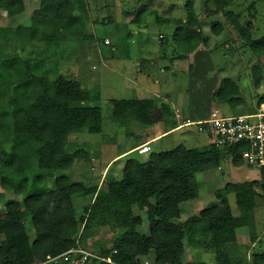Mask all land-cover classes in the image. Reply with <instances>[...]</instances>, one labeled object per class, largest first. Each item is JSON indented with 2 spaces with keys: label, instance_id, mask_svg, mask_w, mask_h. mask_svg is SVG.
Masks as SVG:
<instances>
[{
  "label": "trees",
  "instance_id": "trees-1",
  "mask_svg": "<svg viewBox=\"0 0 264 264\" xmlns=\"http://www.w3.org/2000/svg\"><path fill=\"white\" fill-rule=\"evenodd\" d=\"M10 1L0 0V10L8 12ZM39 1L38 17L42 31L39 30L37 42L47 47L58 43L62 37L83 33L88 20L86 0ZM231 4L232 0H206V10L215 14ZM184 12L185 22L172 36V42L183 53L182 58L208 44L191 2L185 4ZM232 13L225 12L224 15L246 44L253 45L250 30L238 22V14ZM222 29L221 24H216L211 30L220 34ZM33 32L36 31L32 27H0V61L13 62L17 58L13 45L9 53H3L1 40L30 45L35 40ZM83 39L89 40L92 36ZM251 81L254 88L264 85L261 65H252ZM37 84V90L17 91L12 97V130L16 140L8 155L9 171L3 172L0 178L1 188L23 197L22 205L31 215L34 238L30 241L25 230V210L21 211L17 202L8 203L6 213L0 217V264H32L48 255L60 254L73 247L78 236L85 245L81 228L86 231L91 227L112 226L129 220L133 216V207L147 209L150 235L128 231L119 240L116 254L101 252L115 263L128 264L126 256L131 260L153 252L155 264H183L186 236L192 237L194 243L197 238V243L213 250L217 264H242L238 257L232 258L231 249L236 247V230L239 228H247L250 240H255L253 210L258 199L264 200V168L259 170L260 180L226 184L224 193L234 195L239 212L232 217L229 227H225L222 221L229 203L219 192L215 193L220 203L218 206L190 217L182 226L173 221L180 217V204L198 196L196 174L218 168L224 158L231 160L234 166H242L239 149L220 154L211 145L187 148L180 144L152 153L142 161L127 159L121 179L115 180L107 175L100 187H87L61 174L53 178L52 187L46 188L41 185L45 173L70 169L76 159L84 157L79 156L80 151L66 150L68 136L82 131L101 133L103 118L100 107L93 104L100 98L98 89H85L77 80L61 75L52 85V95L46 94L40 83ZM239 94L235 82L223 79L212 93V101L235 108L243 104ZM262 104L264 94L258 98L255 110ZM152 114H156V106L151 100L111 101L113 122L124 123L130 119L147 126L155 121L156 115L152 117ZM32 162L36 164L34 168ZM77 194L92 197L87 214L79 218L72 204V196ZM135 221L140 223L139 218ZM251 264H264V252L254 253Z\"/></svg>",
  "mask_w": 264,
  "mask_h": 264
},
{
  "label": "rangeland",
  "instance_id": "rangeland-1",
  "mask_svg": "<svg viewBox=\"0 0 264 264\" xmlns=\"http://www.w3.org/2000/svg\"><path fill=\"white\" fill-rule=\"evenodd\" d=\"M88 3V20L86 21L83 33L78 36H65L50 46H44L43 43L37 42L39 30L42 26L39 21V11L35 2H29L22 12V2L20 0H11L9 10L5 14H0V27H32L36 32L32 33L35 39L34 43L28 45L25 42L11 44L10 41L1 40L3 53L7 54L14 47L17 58L13 62L0 61V178L3 172H8V155L11 152V146L16 140V136L12 130V97L17 91H35L40 83L41 89L48 95H52V85L59 75L67 79L77 80L81 86L88 90L98 89L100 98L93 104L99 106L102 111V132L99 135L90 134L86 131L69 135L65 148L69 152H79L80 157L76 159L73 166L65 171H56L53 174H44V181L41 185L50 188L53 186V178L55 176L66 174L73 181L81 182L85 186H101L99 175L87 171H77L73 168L87 166L91 164V159L104 160L107 156L110 158L123 149H128L137 139L144 138L145 135L156 136L169 129L173 118L178 122L184 123L188 119L187 101L191 100V108H195L191 113L193 119L198 120L207 116L211 109L217 108L225 116L243 115L249 111L256 109L258 98L264 94V85L260 88H254L251 81V67L253 64H259L264 71V0H232V4L227 6L215 15L206 10V0H193L194 11L199 20L201 29L208 34L207 46H200L201 50L211 55V62L214 69L205 71L203 77H210V89H214L215 83L220 82L223 78L236 80L239 88V97L242 98L243 104L235 108H230L225 103H216L211 100L210 91L204 85L206 81L200 77L190 79L188 74V63L186 61H177L170 59L169 55H174V45L171 40L174 32L175 20L179 18H171L173 14L163 13L166 4H181L182 17L185 19V4L190 0H86ZM127 1V2H125ZM159 9V10H158ZM129 12H131L129 14ZM225 12L237 13L240 16L238 21L247 22L248 29L251 33L253 45H247L241 38L240 34L234 30L231 20L226 17ZM128 14V15H127ZM162 19V22L156 23ZM11 15H20L24 20H12ZM159 18V19H158ZM134 21V22H133ZM165 22V23H164ZM216 24H223L220 34H215L211 29ZM11 25V26H10ZM17 25V26H16ZM139 33L136 34L135 28L139 27ZM177 26V25H176ZM162 35H161V34ZM84 36H92V39L85 40ZM109 40L110 44L104 45V40ZM134 41L139 43V48L143 49V45L165 46L168 45L161 53L168 55V58H156L153 61V69L168 67L170 69L157 74L152 79L160 81L158 88L163 96L157 97L156 102L164 103L171 109L169 112L162 110L156 112V118L151 125H142L130 119H126L124 123L113 122L111 119V101L131 99L135 96L134 87L127 82L126 78H120L117 75L118 65L130 66L133 71L129 76L133 77L134 71L139 67L138 62L131 60H123V58L115 59L112 57L113 51L124 48V44ZM253 46V48H252ZM101 48V49H100ZM178 53H181L178 50ZM163 55V54H160ZM185 66V69H184ZM127 75V76H128ZM198 79V80H197ZM193 83L191 86L190 84ZM198 82H196V81ZM212 81V83H211ZM202 83L204 84L202 86ZM189 86L192 91H189ZM162 89V90H161ZM186 93L191 94L185 99ZM185 99V100H184ZM184 106L177 113L172 112L173 103ZM190 103V101H189ZM179 114V117H176ZM168 125V126H167ZM184 145L187 148H201L208 145L207 139L197 131V126L190 125L181 128L178 131L170 132L159 138V141L152 144L153 150L146 154L143 158H147L152 153L166 151L177 145ZM113 146V147H112ZM79 164V165H78ZM32 167L36 166L35 162L31 163ZM78 165V166H76ZM83 167V169L85 168ZM93 169L95 167H92ZM246 174L251 180L260 179L259 169L254 167L234 166L228 158H224L219 167L209 171L196 174L198 198H204L205 204H198L196 200L182 203L183 211L178 219L173 222L182 226L183 222L192 216H198L200 208H204L217 202L216 192L228 199L231 210H235L236 203L233 194L225 196L223 192L227 183H235L244 181ZM114 179V176H110ZM104 184V183H102ZM217 198V199H216ZM10 202H17L20 210L24 211L22 205L23 197L16 195L13 191H8L0 187V217L6 213L5 206ZM92 197L83 196L81 194L72 196V204L76 217H82L87 214L91 205ZM258 208L256 214L262 211L264 214V200L258 199ZM133 216L131 219L116 223L115 225L95 226L89 230H80L84 244L91 249L112 254L117 248L119 240L128 231H135L138 234L150 235V224L147 219V209L139 210L133 207ZM227 210L222 218L225 227L231 225L233 212ZM25 212V230L29 236V240L34 238V229L30 221L31 215ZM254 216V212H253ZM136 218L140 219V223H136ZM257 234H262L258 245L255 247L259 253L264 252V217L256 218ZM81 227V226H80ZM255 233V234H256ZM239 241L243 243L247 241L249 230L247 228L238 229ZM1 238H4L2 235ZM193 242L192 237L184 238V254L182 256L183 264H217L213 250L206 249L200 242ZM249 246V244L247 245ZM231 256L238 257L244 264H251L254 253L247 252L242 254L236 245L231 249ZM241 253L242 256L239 254ZM246 253V252H245ZM249 255V256H248ZM153 252L143 257H135L130 260L126 256L125 262L128 264H154Z\"/></svg>",
  "mask_w": 264,
  "mask_h": 264
},
{
  "label": "crops",
  "instance_id": "crops-1",
  "mask_svg": "<svg viewBox=\"0 0 264 264\" xmlns=\"http://www.w3.org/2000/svg\"><path fill=\"white\" fill-rule=\"evenodd\" d=\"M20 1L22 2V7H23L21 13H24L25 8L29 4V2H33V1L35 2L34 4H36L37 10H39V4H40L39 0H20ZM174 1L177 2L176 0H174ZM190 1H191V3H193V0H190ZM125 2H127V1H125ZM172 2H173V0H172ZM180 3H178V4L177 3L176 4L171 3L169 6H167V4H166V9L163 11L164 14L165 13L173 14V17H170V18H167V19L179 18V20H175L174 24L172 23V26H174V28H175L174 31L177 29V27L180 24L185 22V19H181L182 11H181V4ZM193 7H194V5H193ZM5 13H6V11L0 10V14L3 15ZM130 13L131 12H129V14ZM195 13H196V10H195ZM159 15L160 14H157V16L155 17L156 21H157V17H159ZM235 15H237V13H235ZM20 17H21L20 15H11L9 18H10V21L15 20V19L16 20L20 19V21H22V20L25 19V18H20ZM159 22H162V19L158 20L156 23L158 24ZM241 22L243 23V25L248 26L247 22H244L242 20H241ZM221 25H222V27H224L223 24H221ZM2 27H6V26H2ZM135 29H136L135 30L136 34H138L139 33L138 30L140 29V26L135 28ZM222 30H224V29H222ZM202 32L208 38V34H206L203 30H202ZM171 40H172V38H171ZM124 45L125 46H124V48L121 49V51L118 50V49L115 50L114 48H112L111 49V51H113L112 57L114 56L113 58L118 59V54L117 53L122 52L121 54L119 53V59L123 58V60H127L129 62H131V60H135V61H137V64H138V62H141V63L138 64L139 67L137 68V70L134 71L133 77H131V76L128 75V74H131L133 72L131 70L130 66H128V65L127 66L118 65L119 61L116 60L117 61L116 65H117V68H118L117 75L120 78L121 77L123 79L126 78L125 80L127 82H129L133 87L135 86L133 88L134 89V91H133L134 95L133 96H135V97H133V98H136V99H139V100H151V101H153L155 103V106H156V112H158V111L161 112L162 110H164L166 112L167 111L169 112L171 109L169 108V106L167 104H164V103H160L159 104L158 102H156L155 99L158 96L159 97L163 96V94H161V91L158 88V86L160 84V81L157 80L158 78L155 79V80L152 79V78H154L157 74L162 73L163 71H166V70L170 71V69L168 67H164V69L158 68V69L154 70L153 67H148L150 65H153V61L156 60V58H162V57L165 58L164 57L165 54L161 53V51H163L166 47H168V45H165L164 47L163 46L158 47V46L155 45V46H151V48H150L149 47L150 44H149L147 46L143 45V47H144L143 49L139 48V46H138L139 43H134V41H132V43L128 42L127 44H124ZM173 45H174V43H173ZM103 46L105 48H109V47H106L105 45H103ZM173 53H174V55H169V56H172V57H170V59L177 60V61H186L188 63V74L190 75V79L191 80L194 81V78H196V77L200 78L201 77L203 79V81L207 82V85H204L202 83V86L204 85V87L207 88V91L211 90L210 94H211V100H212V93L216 90V88L218 87L220 82L215 83V87L212 90V89H210V84H209L210 80L208 79L210 77H203L202 76V75H204L206 70L208 72L209 71L214 72V69H213V66H212V62H211V55L208 52H205L204 50H201L200 46L193 53H191L189 55H186L184 58L181 57L183 53H178V49L176 48L175 45H174ZM160 54H163V55H160ZM165 56H166V59H167L168 55H165ZM201 66L202 67L205 66V67L202 68V69H205V71H203V73L201 72L202 69H200ZM184 69H185V66H184ZM223 79H230V78H223ZM223 79H221V80H223ZM191 80H190V84L192 86L193 83H191ZM230 80H232L233 82H235L238 85L236 80H233V79H230ZM196 82H198V81H196ZM211 83H212V81H211ZM238 87H239V85H238ZM188 90L192 91L190 86H189ZM239 92H240V88H239ZM188 96H191V94L186 93L184 95L185 99H187ZM133 98H131V99H133ZM190 98L191 97H189L190 103H189V101H187V105H186L187 107L189 106V109H188V112H187V114H188V118L187 119L188 120H195L191 116V113L194 112L195 108L194 109L191 108L192 106H191ZM183 106H184L183 102H182L181 105H178V103H173L172 112L177 110L175 112V113H177L179 110L182 109ZM261 107H264V104H262L259 108H261ZM181 125H182V123L178 122L176 118H173L169 129L166 130L165 132H163L161 134H158L156 136L145 135L144 138L137 139L136 141H134V143H132L130 148L123 149V150L119 151L118 153H116L115 155H112L110 158L107 156L102 161H99V159H96V160L95 159H91V161H92L91 164H88L87 166L84 165L85 166L84 169H83L84 166H80L78 168H73V169H75L77 171H81V172L82 171H87V172H91L92 171V173L95 174L94 176L99 175L101 177V180H103L105 178V176H107V175H109V176L113 175L115 180H119L122 177V169H123L125 161L127 159L135 158V159H138V160H141V161L145 160L143 158L146 156V154L139 155L135 151V148H137L141 144L149 143L150 149L152 151L153 150L152 144L156 143L157 141H159L160 137H162L163 135H165L167 133H170V132L172 133V132L180 130L183 127H186V126H181ZM173 126H176V127L172 128ZM101 132H102V130H101ZM99 134H101V133H99ZM99 134H96V135H99ZM70 135H74V134H70ZM151 151H150V153H151ZM160 152H162V151H160ZM160 152H158V153H160ZM86 156H88V155L87 154L84 155V157H86ZM229 161L231 163V160H229ZM78 165H76V166H78ZM92 167H95V168L93 169ZM242 167L250 168V167H248V166H246L244 164L242 165ZM242 178H244V181H242V182L260 180V179L251 180L248 174H246L244 177L242 176ZM102 183H100L99 185H102ZM235 183H241V182H235ZM223 192H224V190H223ZM225 196H226V194H225ZM198 197L193 199V200L197 199L196 202H197L198 205L196 207H198L200 205V203H202L203 205L205 204V199L202 198V197L201 198H198ZM226 198H227V196H226ZM219 204H220L219 200L217 199V202H215V203H213L211 205H208V206H206L204 208H200V211H203L205 209H209V208L218 206ZM182 206L183 205L180 204V211H181L180 212V216H181V213L183 211ZM257 208H258V203L254 207V210H253V212H254V226L256 228V232H257L256 218H260V217L263 218L264 217V214H262L263 211L260 214H258V215L256 214ZM228 210L232 211L230 206H229ZM232 212L234 214L233 216H237L238 213H239L237 208H235V210H233ZM239 229H241V228H239ZM261 235L262 234H257L256 233L255 234V240L253 242L250 240V237H248L247 241H245L243 243H240L241 241H239V234H238V229H237L236 230V245L238 246V249L240 250V252L242 254H245V255L247 254V252H251V251H253L252 253H259L258 251H256V248H257L256 246L258 245L259 240L262 238ZM248 244H249V246H247ZM241 253H239V254L242 256ZM140 257L145 258L146 256H140ZM241 263L244 264L243 262H241Z\"/></svg>",
  "mask_w": 264,
  "mask_h": 264
},
{
  "label": "built area",
  "instance_id": "built-area-1",
  "mask_svg": "<svg viewBox=\"0 0 264 264\" xmlns=\"http://www.w3.org/2000/svg\"><path fill=\"white\" fill-rule=\"evenodd\" d=\"M109 44V40L105 39L104 45ZM190 125L197 126V131L204 135L208 145L215 147L220 154H228L232 149H239L244 165L259 170L264 168V107L253 113L236 116H225L214 108L202 119L187 120L181 126ZM135 151L139 155H144L150 153L151 149L149 143H144L135 148ZM113 253L116 254V251ZM99 263L118 264L110 256L83 245L78 236L73 247L57 255H48L32 264Z\"/></svg>",
  "mask_w": 264,
  "mask_h": 264
},
{
  "label": "water",
  "instance_id": "water-1",
  "mask_svg": "<svg viewBox=\"0 0 264 264\" xmlns=\"http://www.w3.org/2000/svg\"><path fill=\"white\" fill-rule=\"evenodd\" d=\"M151 116L154 117V114H152Z\"/></svg>",
  "mask_w": 264,
  "mask_h": 264
}]
</instances>
